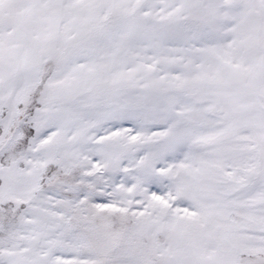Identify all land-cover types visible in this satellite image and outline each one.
<instances>
[{"label": "snow or ice", "instance_id": "6c2138e0", "mask_svg": "<svg viewBox=\"0 0 264 264\" xmlns=\"http://www.w3.org/2000/svg\"><path fill=\"white\" fill-rule=\"evenodd\" d=\"M0 264H264V0H0Z\"/></svg>", "mask_w": 264, "mask_h": 264}]
</instances>
